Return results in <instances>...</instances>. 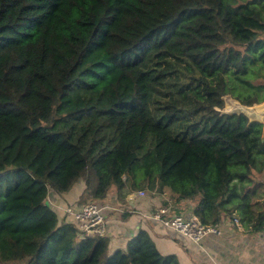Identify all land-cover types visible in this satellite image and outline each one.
Wrapping results in <instances>:
<instances>
[{
    "label": "trees",
    "instance_id": "trees-1",
    "mask_svg": "<svg viewBox=\"0 0 264 264\" xmlns=\"http://www.w3.org/2000/svg\"><path fill=\"white\" fill-rule=\"evenodd\" d=\"M227 97L264 104V0H0V264H182L60 224L49 190L79 180L82 204L158 181L262 232L264 122Z\"/></svg>",
    "mask_w": 264,
    "mask_h": 264
},
{
    "label": "crops",
    "instance_id": "crops-1",
    "mask_svg": "<svg viewBox=\"0 0 264 264\" xmlns=\"http://www.w3.org/2000/svg\"><path fill=\"white\" fill-rule=\"evenodd\" d=\"M85 188V182L79 180L66 195H60L53 189L49 190L46 202L57 213L60 224L64 223L62 217L68 205L82 204L79 200ZM126 189L123 191H127ZM123 191L113 188L105 200H97L104 208L106 217L110 221L111 253L116 250H125L129 241L140 230H145L163 255L174 254L182 264H264V245L261 242V232H252L249 228H245L242 223L241 226L236 225L235 218H239L241 221L237 213L234 214L233 219L228 217L223 219L220 224L223 229L222 236L208 237L200 247L190 245L185 249L181 245V240L175 234L167 231L158 223L142 217V215L154 211L160 205H168L167 198L164 200V194H161V197L158 198L148 196L138 203L130 204L128 202L129 196L124 197L122 195ZM166 193L168 194V192ZM170 196L169 200L172 201L173 213L187 215L193 212L191 202H177L172 195ZM262 199H264V196ZM124 202L126 203L123 204ZM122 206H124L123 210L131 207L137 212L135 214L127 213L129 219L122 221L117 216L118 210H121Z\"/></svg>",
    "mask_w": 264,
    "mask_h": 264
},
{
    "label": "built area",
    "instance_id": "built-area-1",
    "mask_svg": "<svg viewBox=\"0 0 264 264\" xmlns=\"http://www.w3.org/2000/svg\"><path fill=\"white\" fill-rule=\"evenodd\" d=\"M148 196L149 191L137 188L130 193L128 202L130 204L138 203ZM167 202L168 205H160L154 211L141 215L144 219L158 223L167 231L176 233L185 249H187V243L201 245L208 237L223 235L220 224H204L193 212L187 215L175 214L172 212V201L167 200ZM123 209L121 208L117 213L118 218L122 221L128 220L129 214L137 212L131 207ZM104 212L102 205L97 200H93L85 204L68 205L62 219L65 224L73 225L84 236L109 239L111 236L110 221ZM234 222L238 226L242 225L239 218H235ZM261 242L264 245V230L261 232Z\"/></svg>",
    "mask_w": 264,
    "mask_h": 264
},
{
    "label": "rangeland",
    "instance_id": "rangeland-1",
    "mask_svg": "<svg viewBox=\"0 0 264 264\" xmlns=\"http://www.w3.org/2000/svg\"><path fill=\"white\" fill-rule=\"evenodd\" d=\"M223 111L228 112V113L245 112L250 117L264 122V104L255 105L253 107H246V106L240 104L237 100H235L231 97H227ZM249 175L251 177L250 179L252 180V183L250 185L246 184L245 188L248 190L255 188L256 183L264 182V165H261L258 168L252 169L250 171ZM137 188H142V189L149 191V196L152 198H158V197H161V194L162 195L164 194L163 195L164 200H166V198H167V200H169L171 197L170 195H172L171 190L169 188H165L164 186H162L160 184V182H158V181H156L153 185H147L146 183H143L141 185H135L134 183H129V185L126 189L127 191H123L122 195L124 197L129 196L128 194H130L131 191H133ZM243 191H244V188H243ZM166 192H168V194ZM90 201H93V200H89L87 202H90ZM125 203L126 202H124L123 204H125ZM121 208H124V206H122ZM104 215L107 216L105 212H104ZM173 234H175V236H177L176 233H173ZM190 245L194 246L195 244L187 243L188 247H190ZM195 246L200 247L201 245H195ZM11 264H26V262H18L17 261V262H13Z\"/></svg>",
    "mask_w": 264,
    "mask_h": 264
}]
</instances>
